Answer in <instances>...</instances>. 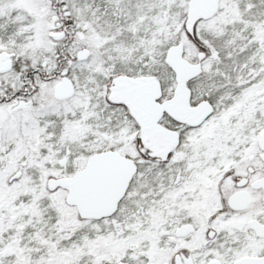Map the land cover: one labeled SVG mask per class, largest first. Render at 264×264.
Segmentation results:
<instances>
[{"label": "snow or ice", "instance_id": "1", "mask_svg": "<svg viewBox=\"0 0 264 264\" xmlns=\"http://www.w3.org/2000/svg\"><path fill=\"white\" fill-rule=\"evenodd\" d=\"M0 264H264V0H0Z\"/></svg>", "mask_w": 264, "mask_h": 264}]
</instances>
